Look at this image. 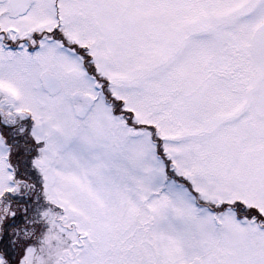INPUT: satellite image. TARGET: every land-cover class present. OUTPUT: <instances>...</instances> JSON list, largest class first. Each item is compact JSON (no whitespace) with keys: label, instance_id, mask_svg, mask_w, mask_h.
Returning <instances> with one entry per match:
<instances>
[{"label":"snow or ice","instance_id":"6c2138e0","mask_svg":"<svg viewBox=\"0 0 264 264\" xmlns=\"http://www.w3.org/2000/svg\"><path fill=\"white\" fill-rule=\"evenodd\" d=\"M0 264H264V0H0Z\"/></svg>","mask_w":264,"mask_h":264}]
</instances>
